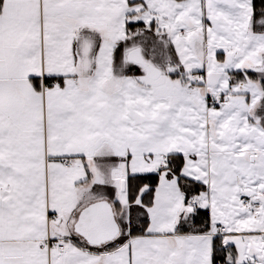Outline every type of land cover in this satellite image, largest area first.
<instances>
[{"label":"snow or ice","instance_id":"obj_1","mask_svg":"<svg viewBox=\"0 0 264 264\" xmlns=\"http://www.w3.org/2000/svg\"><path fill=\"white\" fill-rule=\"evenodd\" d=\"M0 264H264V0H0Z\"/></svg>","mask_w":264,"mask_h":264}]
</instances>
